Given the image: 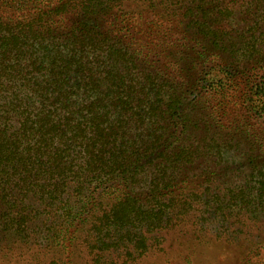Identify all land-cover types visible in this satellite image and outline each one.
I'll return each instance as SVG.
<instances>
[{"label":"trees","instance_id":"trees-1","mask_svg":"<svg viewBox=\"0 0 264 264\" xmlns=\"http://www.w3.org/2000/svg\"><path fill=\"white\" fill-rule=\"evenodd\" d=\"M1 3L0 234L23 239L29 223L80 214L113 233L149 229L191 209L194 194L174 192L179 176L200 156H225L228 143L194 136L182 99L192 92L167 60H202L198 42L238 44V58L263 71L264 0ZM223 68L234 85L257 77ZM116 183L122 190L103 209Z\"/></svg>","mask_w":264,"mask_h":264},{"label":"rangeland","instance_id":"rangeland-1","mask_svg":"<svg viewBox=\"0 0 264 264\" xmlns=\"http://www.w3.org/2000/svg\"><path fill=\"white\" fill-rule=\"evenodd\" d=\"M2 4L0 12H9ZM196 45L203 59L184 52L171 65L169 58L179 74L170 77L192 92L182 99L189 103L185 115L196 124L194 136L224 140L228 149L222 158L200 156L179 176L174 192L193 193L191 209L169 225H116L115 233L101 230L87 214L70 222L29 223L23 239L0 234V264H264V103L253 96L255 87L264 90V70L255 60L238 58L244 54L238 44ZM232 64L256 69V79L235 87L223 68ZM116 185L103 209L117 200L122 189Z\"/></svg>","mask_w":264,"mask_h":264}]
</instances>
